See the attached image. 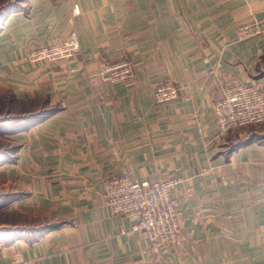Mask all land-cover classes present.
<instances>
[{
	"label": "crops",
	"instance_id": "obj_1",
	"mask_svg": "<svg viewBox=\"0 0 264 264\" xmlns=\"http://www.w3.org/2000/svg\"><path fill=\"white\" fill-rule=\"evenodd\" d=\"M6 5L0 264L17 254L35 264H264V127L234 148L253 133L215 139L212 110L228 83L264 95V0H0ZM251 20L263 32L236 41ZM71 33L75 57L26 59ZM121 58L132 63L130 78L98 74ZM164 81L178 94L157 104L152 91ZM123 172L182 180L177 243L153 249L106 208L105 182Z\"/></svg>",
	"mask_w": 264,
	"mask_h": 264
},
{
	"label": "built area",
	"instance_id": "obj_2",
	"mask_svg": "<svg viewBox=\"0 0 264 264\" xmlns=\"http://www.w3.org/2000/svg\"><path fill=\"white\" fill-rule=\"evenodd\" d=\"M74 15L79 14L77 6ZM263 32L260 24L251 20L236 29V41H243ZM79 53V41L75 33L60 44L32 47L26 59L32 64L65 61ZM133 66L129 59L104 61L98 74L110 82L125 81L131 77ZM178 87L171 81L158 83L153 91L155 103L174 100ZM216 123L214 138L220 139L228 132L253 127H264V95L259 86L245 83H228L212 106ZM178 177L154 181L137 180L129 173L111 177L105 182L103 201L112 214L121 215L130 222V231L142 234L154 249L160 244H174L181 238V221L177 215L174 191L181 183ZM11 264H35L21 254L13 257Z\"/></svg>",
	"mask_w": 264,
	"mask_h": 264
},
{
	"label": "trees",
	"instance_id": "obj_3",
	"mask_svg": "<svg viewBox=\"0 0 264 264\" xmlns=\"http://www.w3.org/2000/svg\"><path fill=\"white\" fill-rule=\"evenodd\" d=\"M12 8V5H6V6H4V7H1L0 8V18H1V16L4 14V12L6 13V11L7 10H10ZM7 114H9V113H7ZM5 117H3L2 119H0V121H2V120H6V119H4ZM252 133H253V135H251L248 139H246V140H244V141H242V142H239V143H236V145L234 146V148H237V147H240V146H242V145H244V144H246V143H248V142H250V141H253V140H255V136L256 135H254V132L253 131H251ZM251 133V134H252ZM263 141H264V139H263Z\"/></svg>",
	"mask_w": 264,
	"mask_h": 264
},
{
	"label": "rangeland",
	"instance_id": "obj_4",
	"mask_svg": "<svg viewBox=\"0 0 264 264\" xmlns=\"http://www.w3.org/2000/svg\"><path fill=\"white\" fill-rule=\"evenodd\" d=\"M4 102H6V101L0 100V119H2L1 114H4V112H5V107L9 104V101H8V103H4ZM19 108H20V110H26L27 109V107H19ZM244 129H249L250 131H256V129L251 127V126L245 127ZM2 147H4V142H3V138L0 137V149Z\"/></svg>",
	"mask_w": 264,
	"mask_h": 264
}]
</instances>
